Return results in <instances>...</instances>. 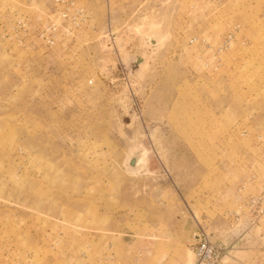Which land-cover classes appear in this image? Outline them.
I'll list each match as a JSON object with an SVG mask.
<instances>
[{"label": "rangeland", "instance_id": "obj_1", "mask_svg": "<svg viewBox=\"0 0 264 264\" xmlns=\"http://www.w3.org/2000/svg\"><path fill=\"white\" fill-rule=\"evenodd\" d=\"M205 240L264 264V0H0V264Z\"/></svg>", "mask_w": 264, "mask_h": 264}, {"label": "built area", "instance_id": "obj_2", "mask_svg": "<svg viewBox=\"0 0 264 264\" xmlns=\"http://www.w3.org/2000/svg\"><path fill=\"white\" fill-rule=\"evenodd\" d=\"M222 249L210 241H202L196 248V264H220Z\"/></svg>", "mask_w": 264, "mask_h": 264}, {"label": "water", "instance_id": "obj_3", "mask_svg": "<svg viewBox=\"0 0 264 264\" xmlns=\"http://www.w3.org/2000/svg\"><path fill=\"white\" fill-rule=\"evenodd\" d=\"M160 41V38L157 34L153 33L150 35V37L148 38V43L152 46H155L159 43ZM135 62L137 64H141L143 62V58L142 57H138ZM141 157V149H138L136 152H134L130 158H129V161H128V166L131 167V168H134L136 167L137 165V162L138 160L140 159Z\"/></svg>", "mask_w": 264, "mask_h": 264}]
</instances>
